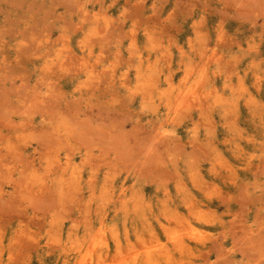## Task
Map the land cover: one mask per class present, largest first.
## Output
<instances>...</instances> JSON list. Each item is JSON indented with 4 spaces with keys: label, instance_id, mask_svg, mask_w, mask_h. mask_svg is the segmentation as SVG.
I'll list each match as a JSON object with an SVG mask.
<instances>
[{
    "label": "rangeland",
    "instance_id": "374dc122",
    "mask_svg": "<svg viewBox=\"0 0 264 264\" xmlns=\"http://www.w3.org/2000/svg\"><path fill=\"white\" fill-rule=\"evenodd\" d=\"M141 261L264 264V0H0V264Z\"/></svg>",
    "mask_w": 264,
    "mask_h": 264
},
{
    "label": "bare ground",
    "instance_id": "6f19581e",
    "mask_svg": "<svg viewBox=\"0 0 264 264\" xmlns=\"http://www.w3.org/2000/svg\"><path fill=\"white\" fill-rule=\"evenodd\" d=\"M152 81V80H151ZM159 126V125H158ZM164 135V134H163ZM243 207V206H242ZM188 224V223H187ZM181 225V224H180ZM189 225H191V224H189ZM187 226V225H186ZM241 229V228H240ZM94 238V237H93ZM174 238V237H173ZM180 238V237H179ZM95 239V238H94ZM102 239V238H101ZM260 240V239H259ZM96 241V240H95ZM100 241V240H99ZM158 241V240H157ZM93 242V241H92ZM94 244H95V242H94ZM93 245V244H92ZM162 247V246H161ZM176 247L180 250V252H184L187 248H188V245H186V242L185 241H183L182 239L180 240H178L177 242H176ZM190 248V247H189ZM160 249V248H159ZM164 249V248H163ZM165 250V249H164ZM216 250H218V249H216ZM119 252H121V251H119ZM170 256V255H169ZM168 256V257H169ZM84 258V257H83ZM156 258V257H155ZM170 258V257H169ZM80 260H81V258H80ZM84 260V259H83ZM257 260V259H256ZM92 262V261H91ZM67 264H69V263H67ZM140 264H142V261H141V263Z\"/></svg>",
    "mask_w": 264,
    "mask_h": 264
}]
</instances>
